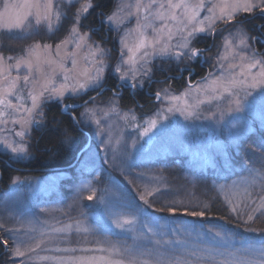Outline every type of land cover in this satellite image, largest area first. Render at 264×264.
<instances>
[{
  "label": "snow or ice",
  "instance_id": "1",
  "mask_svg": "<svg viewBox=\"0 0 264 264\" xmlns=\"http://www.w3.org/2000/svg\"><path fill=\"white\" fill-rule=\"evenodd\" d=\"M104 7L101 0H0V34L27 38L43 31L54 41H34L17 56L0 52V146L16 159L32 155L33 132L47 130L46 108L51 102L59 104L61 114L67 113L75 125L94 123L99 135L106 134L108 139L102 143L112 152L115 161L122 144V132L113 135L118 122L137 129L143 127L142 135L147 136L157 125L162 127V121L169 120V116L162 113L179 112L188 120L198 118L202 106L214 105L215 111L210 112L209 117H215L218 112L222 119L225 112L242 111L244 100L256 89H260L259 96L264 101V52L256 46L264 42V23L254 26L255 35L247 28L249 20L264 18V0H116L109 12H105ZM93 15L99 19V25L88 23ZM102 30L116 34L118 55L113 56L102 40L93 39V33ZM60 33H63L62 38ZM207 39L213 41L210 47L215 48L214 61L208 55L210 48L197 46ZM199 61L211 64L208 74L199 83L194 84L189 79L188 87L179 95L174 94L168 84L172 76L155 81V71L164 70L163 62L184 65L180 72L188 70L191 75V63ZM109 78L114 79L121 90L136 91L154 82L165 85L153 93L165 106L144 121L146 127L137 124L133 110L124 111L120 107L121 91L111 89L112 95L104 97L110 90L105 87ZM89 92L96 95L83 99ZM66 98L80 102L68 104ZM80 108L83 111L77 118L75 113ZM239 123L233 124L230 132ZM72 140L65 128L62 142ZM261 149L259 168L252 163L247 176L230 186L220 187L229 211L238 219L246 217L243 223L256 219V214L264 217V144ZM158 183L163 184L162 179H158ZM84 190L91 193L87 199L93 200L96 189L91 187V182L75 190L77 198L82 197ZM162 191L161 187L145 186L139 199L149 205L148 197ZM112 195L116 200L113 207L121 210L114 211L101 196L98 202L104 206V214L116 228L128 226L127 231H135L142 210L126 214L123 210L129 205L118 193ZM72 207L69 205L70 209ZM203 209L190 214L203 217L209 205L204 204ZM177 210L175 202L171 206L165 202V207L159 209L172 213ZM184 211L187 212V208ZM15 225L7 228L0 224L8 237H0V243L13 258H20L19 264H33L37 260L55 264H264V240L258 246L246 245L241 240L237 247L234 238L214 229L210 230L212 242L194 250L180 239H155L156 246H170L169 250L161 252L158 247L145 249L135 244L137 239H154L158 235L147 225H143L146 231L133 237L132 245L110 240L105 234L110 228L93 229L85 226L81 219L69 218L68 223L56 220L50 225L47 221L16 218ZM74 226L75 232L93 236L97 246H55L70 243L68 237ZM101 234H104L103 240L95 239ZM38 249L82 254L40 256ZM177 251L182 254L176 255ZM144 256L153 259H142Z\"/></svg>",
  "mask_w": 264,
  "mask_h": 264
},
{
  "label": "rangeland",
  "instance_id": "2",
  "mask_svg": "<svg viewBox=\"0 0 264 264\" xmlns=\"http://www.w3.org/2000/svg\"><path fill=\"white\" fill-rule=\"evenodd\" d=\"M113 34L115 37L116 34L114 32ZM58 35L62 38L63 33ZM93 39L96 38L93 36ZM34 41L54 42L43 31L27 38L0 34V52L6 56H17ZM103 43L111 49L108 44ZM112 54L118 55L113 51ZM214 56L215 54L212 55L213 61ZM156 64L160 66L161 62L156 61ZM208 65L211 67L210 63ZM170 66L180 69L184 65H177L175 62L162 64L165 68ZM171 91L179 95L184 90ZM259 92L260 89H256L244 100L242 111L225 112L222 119L218 112L215 117H209V113L215 111L214 105L202 106L198 118L188 120L179 112L162 113L168 115L169 120L162 121L163 126L157 125V128L152 129L147 136L142 135L143 127L137 129L131 124L118 122L113 135L115 137L116 133L122 132V144L115 161L112 159V152L102 143L108 139L107 135H99L94 123L82 125L91 134L87 146L82 149L84 155L81 153L78 156L79 158L82 155L79 160L85 173L78 177L65 172L44 176L27 175L23 178L16 176L15 180L19 178L16 183L9 189L0 191V224L7 228L17 226L16 218L41 223L47 221L50 225L55 224L56 220L68 223L69 218L81 219L84 220L85 226L93 229L110 228V231L105 233L110 240L128 245L134 243V236L146 231L143 225H147L158 235L154 239H137L135 244L145 249L156 250L158 247L161 252L169 250L170 246H156L155 239H180L185 242L187 248L194 250L212 242L213 233L210 230L213 229L234 238L237 247L241 240L246 245L258 246L264 240V217L256 214V219L243 223L246 217L238 219L236 214L229 211L220 187L239 182L241 178L247 176L252 163H255L257 168L260 167L261 145L264 144V101L261 100ZM65 103L70 104L67 98ZM164 106L157 101L153 111L133 113L137 117L136 123L146 127L144 121ZM223 107L221 102V108ZM82 111L83 108L80 112ZM237 121L240 123L230 132L231 126ZM133 141L135 147H132ZM0 149L5 150L2 146ZM210 169H213L214 174L206 185L203 174ZM158 179H162L163 184L158 183ZM88 182L96 189V196L93 200H88L87 196L91 193L84 190L82 197L77 198L75 190ZM145 186L149 189L161 187L163 190L162 194L157 193L148 197L150 206L139 199L144 193ZM105 189L108 191L105 192ZM113 193H118L123 202L129 205L123 210L126 214L129 212L135 214L138 209L142 210L138 223L134 226L135 231H127L128 226L125 229L116 228L104 214V206L99 204V198L103 196L108 206L113 207L116 203ZM165 202L169 206L175 202L177 212L159 211L165 207ZM204 204H208L209 209L214 204L215 210L221 213L212 216L208 209L203 217L190 214L192 211L204 210ZM69 205L73 206L72 209ZM185 208L187 212L184 211ZM113 210L121 209L113 207ZM80 213H84V216ZM0 234L8 238L2 229ZM68 239L70 243H58L55 246L60 248L97 246L93 236L75 232V226ZM95 239L103 240L104 234L96 236ZM9 246H12L11 240ZM6 252V264H13L14 261L15 264H19L20 258H13L7 248ZM37 252L40 256L82 254L39 249ZM181 254V251L176 252V255ZM142 259L151 260L153 257L144 256ZM33 264L55 262L37 260Z\"/></svg>",
  "mask_w": 264,
  "mask_h": 264
},
{
  "label": "trees",
  "instance_id": "3",
  "mask_svg": "<svg viewBox=\"0 0 264 264\" xmlns=\"http://www.w3.org/2000/svg\"><path fill=\"white\" fill-rule=\"evenodd\" d=\"M96 2V0H94ZM105 5L104 11L109 12L115 5L116 0H101ZM99 11V9L97 10ZM88 23H94L99 25V19L93 15L89 17ZM264 23V18L257 17L256 19L249 20L247 22V28L249 32L255 35L254 26L256 24ZM86 30V29H85ZM96 40H102L108 44L111 50L117 54V43L113 32L102 30L100 32L93 33ZM213 41L207 39L200 43V47L210 48L208 52L209 56L215 54V48H211ZM257 48L264 52V42H258ZM185 67V66H183ZM164 70L155 71V81H163L165 77L172 76L173 79L168 81L171 89L177 92L185 90L188 86V80L192 82H201V78L208 74L210 66L208 63L202 61L191 63V75L189 71L185 70L180 72L175 66L163 67ZM165 86L158 82L152 84H146L144 88L133 91L130 88L123 90L117 87V82L109 78L105 87L110 89L105 92L104 97H110L112 95L111 89L121 91L120 104L125 110L132 109L133 113L151 112L155 109L157 101L153 93L160 87ZM95 92H89L83 99H88L89 96H95ZM70 104L79 103V100L67 99ZM80 108L76 113V117H79ZM46 116L48 122V128L46 131H34L33 139L31 141L30 151L32 155L27 159L17 160L14 159L11 154L0 149V191L9 189L14 183L16 176L22 177L31 176H44L48 174H54L59 172H65L70 175L80 176L85 173L84 168L80 165V158L85 152L78 158L80 151L88 144L91 134L89 130L82 125H75L73 120L67 113L61 114V106L56 102H51L46 108ZM62 122V123H61ZM67 128L73 140L71 143H63V130ZM264 133V132H263ZM263 136V134H260ZM24 168V169H21ZM213 169L204 172L203 179L205 184L208 185L213 176ZM52 196V195H51ZM50 196V197H51ZM47 199V198H46ZM209 213L212 216L220 214L215 210L214 204L211 205ZM0 237L4 236L0 234ZM6 246L0 243V264H6Z\"/></svg>",
  "mask_w": 264,
  "mask_h": 264
},
{
  "label": "flooded vegetation",
  "instance_id": "4",
  "mask_svg": "<svg viewBox=\"0 0 264 264\" xmlns=\"http://www.w3.org/2000/svg\"><path fill=\"white\" fill-rule=\"evenodd\" d=\"M199 47H200V46H199ZM202 48H205V47H202ZM208 72H209V71H208ZM86 146H87V145H86ZM2 150H3V149H2ZM4 151H5V150H4ZM81 151H82V150H81ZM81 151H80V152H81ZM6 152L9 153V154H11V153H10L9 151H7V150H6ZM11 156H13V155L11 154ZM13 158L16 159L14 156H13ZM17 160H18V159H17ZM21 169H24V168H21Z\"/></svg>",
  "mask_w": 264,
  "mask_h": 264
},
{
  "label": "water",
  "instance_id": "5",
  "mask_svg": "<svg viewBox=\"0 0 264 264\" xmlns=\"http://www.w3.org/2000/svg\"><path fill=\"white\" fill-rule=\"evenodd\" d=\"M83 151V150H82ZM82 151L79 153V154H81L82 153Z\"/></svg>",
  "mask_w": 264,
  "mask_h": 264
}]
</instances>
